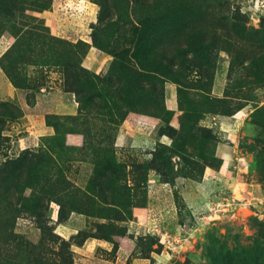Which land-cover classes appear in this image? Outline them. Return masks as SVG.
Wrapping results in <instances>:
<instances>
[{
	"label": "rangeland",
	"instance_id": "374dc122",
	"mask_svg": "<svg viewBox=\"0 0 264 264\" xmlns=\"http://www.w3.org/2000/svg\"><path fill=\"white\" fill-rule=\"evenodd\" d=\"M91 235L264 264V0H0V264Z\"/></svg>",
	"mask_w": 264,
	"mask_h": 264
},
{
	"label": "crops",
	"instance_id": "0c3cea01",
	"mask_svg": "<svg viewBox=\"0 0 264 264\" xmlns=\"http://www.w3.org/2000/svg\"><path fill=\"white\" fill-rule=\"evenodd\" d=\"M75 246V264H143L151 259L135 252L136 240L132 237L127 243L115 246L108 239L91 235ZM153 253L163 255L156 250Z\"/></svg>",
	"mask_w": 264,
	"mask_h": 264
},
{
	"label": "built area",
	"instance_id": "2783aa9c",
	"mask_svg": "<svg viewBox=\"0 0 264 264\" xmlns=\"http://www.w3.org/2000/svg\"><path fill=\"white\" fill-rule=\"evenodd\" d=\"M76 3V6L77 7H80L81 4L78 3V2H74V1H69L67 4L71 6L72 5H75ZM154 230H158V234L162 235V242H164V244H166L167 246H169L171 249H176V247H178L179 245H181V238L179 237H171L170 234H168L167 232H162L160 230V228L158 226H156V228ZM156 232V231H154Z\"/></svg>",
	"mask_w": 264,
	"mask_h": 264
}]
</instances>
